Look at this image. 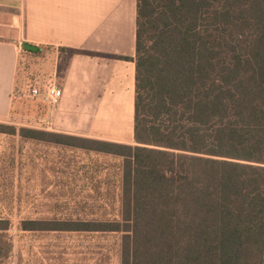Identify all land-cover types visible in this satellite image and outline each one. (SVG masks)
Instances as JSON below:
<instances>
[{"label": "trees", "instance_id": "16d2710c", "mask_svg": "<svg viewBox=\"0 0 264 264\" xmlns=\"http://www.w3.org/2000/svg\"><path fill=\"white\" fill-rule=\"evenodd\" d=\"M132 60L134 144L0 123L121 157V218L20 230L122 233L121 264H264V0H137Z\"/></svg>", "mask_w": 264, "mask_h": 264}, {"label": "crops", "instance_id": "0c3cea01", "mask_svg": "<svg viewBox=\"0 0 264 264\" xmlns=\"http://www.w3.org/2000/svg\"><path fill=\"white\" fill-rule=\"evenodd\" d=\"M136 12L137 0H0V122L25 110V95L15 96L22 54L51 49L62 96L53 105L33 98L39 130L134 140Z\"/></svg>", "mask_w": 264, "mask_h": 264}, {"label": "rangeland", "instance_id": "374dc122", "mask_svg": "<svg viewBox=\"0 0 264 264\" xmlns=\"http://www.w3.org/2000/svg\"><path fill=\"white\" fill-rule=\"evenodd\" d=\"M47 50L22 54L16 89L27 92L55 81L56 52ZM22 102L21 117L5 124L39 129L40 101L26 94ZM122 179L121 157L0 133V219L10 223L0 231V264H121L122 233L27 232L19 223L119 220Z\"/></svg>", "mask_w": 264, "mask_h": 264}, {"label": "built area", "instance_id": "2783aa9c", "mask_svg": "<svg viewBox=\"0 0 264 264\" xmlns=\"http://www.w3.org/2000/svg\"><path fill=\"white\" fill-rule=\"evenodd\" d=\"M28 95L31 98H42L45 102L53 105L56 104L62 96V90L57 85L56 81H53L42 87L33 86L30 87L27 92L24 89H16L15 96L22 97Z\"/></svg>", "mask_w": 264, "mask_h": 264}, {"label": "water", "instance_id": "95a60500", "mask_svg": "<svg viewBox=\"0 0 264 264\" xmlns=\"http://www.w3.org/2000/svg\"><path fill=\"white\" fill-rule=\"evenodd\" d=\"M23 47L27 50H30V51H37L38 50V47L35 46V45H32V44H24Z\"/></svg>", "mask_w": 264, "mask_h": 264}]
</instances>
